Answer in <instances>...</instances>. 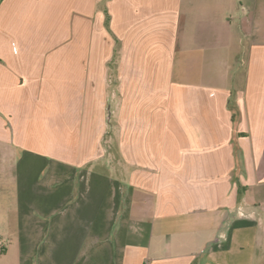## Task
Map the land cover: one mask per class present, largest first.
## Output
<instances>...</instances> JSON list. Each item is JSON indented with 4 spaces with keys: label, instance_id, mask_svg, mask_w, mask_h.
<instances>
[{
    "label": "crops",
    "instance_id": "0c3cea01",
    "mask_svg": "<svg viewBox=\"0 0 264 264\" xmlns=\"http://www.w3.org/2000/svg\"><path fill=\"white\" fill-rule=\"evenodd\" d=\"M0 114V264H264V0H0Z\"/></svg>",
    "mask_w": 264,
    "mask_h": 264
},
{
    "label": "rangeland",
    "instance_id": "374dc122",
    "mask_svg": "<svg viewBox=\"0 0 264 264\" xmlns=\"http://www.w3.org/2000/svg\"><path fill=\"white\" fill-rule=\"evenodd\" d=\"M237 76L238 79L240 78L239 72L233 73V77ZM234 81L236 82V78L234 77ZM20 106L21 109H24L23 104ZM26 107V106H25ZM36 113H44V107L36 105L35 106ZM25 111V110H24ZM26 120L22 121L19 120L17 122V126H15V129L20 131L22 133L23 129L28 128V124L30 123L32 127H40V125L43 123L41 122L40 118H36L35 115L29 111H26ZM1 115V114H0ZM3 118V124L5 127V133L7 134L12 133V125H13V118L12 116L8 114L1 115ZM30 118L34 120H30ZM31 121V122H30ZM113 122H111L112 124ZM43 125V124H42ZM43 128L45 129L44 134L47 133V128L43 125ZM111 127L103 133V137L107 139L108 137H111ZM114 133V131H113ZM9 135V134H8ZM23 138V137H22ZM37 137L35 136H25L23 139V142L25 140H34L36 141ZM42 139V137H41ZM47 139V137H46ZM6 141V140H5ZM30 143V142H29ZM33 143V142H31ZM9 143L4 142V145L2 146L1 140H0V159L4 158V169L1 173V163H0V239L5 241L4 239V233L3 231L6 230L9 227L15 226L16 216H17V203L20 199H23L27 197L29 194H32L33 192H38V190L41 189L36 183L40 180H43L45 178L46 172H47V163H45V159L36 157L35 154H32V152H25L24 148L16 147V152L14 154H10L7 152V146ZM35 144V143H34ZM33 144V145H34ZM105 144V143H104ZM103 141H102V145ZM2 147H5L2 149ZM39 147L43 148L41 144H39ZM2 150H4L2 152ZM40 155V154H39ZM111 170V168H110ZM108 173V172H107ZM32 184L31 186H29ZM57 186V190H59V185ZM29 188H32L29 191ZM40 188V189H39ZM106 186H100L99 192L100 194H104ZM30 196V195H29Z\"/></svg>",
    "mask_w": 264,
    "mask_h": 264
},
{
    "label": "built area",
    "instance_id": "2783aa9c",
    "mask_svg": "<svg viewBox=\"0 0 264 264\" xmlns=\"http://www.w3.org/2000/svg\"><path fill=\"white\" fill-rule=\"evenodd\" d=\"M2 244V242L0 241V245Z\"/></svg>",
    "mask_w": 264,
    "mask_h": 264
}]
</instances>
